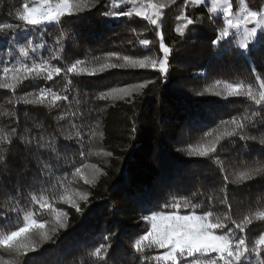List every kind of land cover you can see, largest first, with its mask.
<instances>
[{
    "label": "snow or ice",
    "instance_id": "6c2138e0",
    "mask_svg": "<svg viewBox=\"0 0 264 264\" xmlns=\"http://www.w3.org/2000/svg\"><path fill=\"white\" fill-rule=\"evenodd\" d=\"M176 4L177 0H108L99 12L105 26L121 18L147 22L140 31L130 28L136 41L127 43L148 50L153 41L143 38L144 33L154 31L162 55L108 52L70 59L75 33L69 26L74 21L65 18L79 19L85 13L99 10L101 0H23L10 11L15 22H0V90L11 94L6 97L10 107L0 111V118H7V122L0 123V172L10 173L11 156L18 145H24L38 157L48 154V159L39 160L37 171L26 174L25 166L16 173L15 191L9 193L7 185L3 186L0 264H31L34 258L29 254L37 252L42 244L68 226V213L58 204L83 213L80 202L87 203L89 193L76 185L82 181L84 185L95 186L104 172L96 164L78 163L76 157L99 155L100 152L92 149L86 152L85 148L97 137L103 139L104 132L97 130L99 122L90 123L92 109L80 107L81 86L104 85V90L90 95L84 103L92 100L131 103L137 90L154 81L110 86L105 83L110 76L153 70L167 81L174 45L165 43L163 22L165 9ZM200 7H206L209 22L219 23L211 40L217 56L235 50L237 58L253 65L255 80L249 83L215 79L195 94L207 93L224 100L243 99L249 104L238 115L221 119L215 128L204 132L198 143L186 149L189 157L216 166L222 178L218 192L170 193L162 204L148 201L142 208L147 214L140 217L144 231L130 243L133 264H264V193L239 218L233 212L238 191H250L256 182L264 184V75L254 66V57L264 52V3L250 7L246 0L238 3L183 0L176 17L181 21L176 28L181 38L195 30L190 26L204 22L203 16L186 15L187 9ZM3 8L4 0H0V10ZM50 27L58 33L51 44L45 39ZM58 77L64 81L61 90L55 88ZM28 88L33 91H27ZM21 104L26 106L25 115L32 109L46 110L50 115L56 113L58 134L49 133L42 123L22 126L17 107ZM198 119L193 114L191 122ZM33 128L40 131L33 134ZM131 132H136L134 125ZM256 145L258 157L252 159ZM225 153L235 155L225 157ZM104 155L111 157L112 153ZM217 205L221 211L216 210ZM257 223L261 230L254 234L251 228ZM103 239L104 243L87 252L88 264H116L111 237L105 235Z\"/></svg>",
    "mask_w": 264,
    "mask_h": 264
},
{
    "label": "trees",
    "instance_id": "16d2710c",
    "mask_svg": "<svg viewBox=\"0 0 264 264\" xmlns=\"http://www.w3.org/2000/svg\"><path fill=\"white\" fill-rule=\"evenodd\" d=\"M22 2L23 0H4L0 22H15L10 11L19 7ZM182 2L183 0H177L176 5L165 9L163 35L167 45H174L170 58L172 67L167 81L153 70L110 76L105 82L110 86L154 81L146 88L137 90L131 103L95 100L84 103L90 95L104 90V85L81 86L80 107L92 109L90 123L95 125L99 122L100 128L97 130L103 131L104 137H97L85 148L86 152L92 149L100 152L99 155L92 154L84 159L77 156L76 159L78 163L96 164L104 174L99 176L95 186L84 185L82 181L76 185L89 193L88 202H80L82 214L66 204L57 205L68 213V226L60 229L52 240L42 244L37 252L29 254L34 258L31 264H88L87 252L104 243L105 235L112 239L116 264H133L134 254L130 243L144 231V222L140 217L147 214V210L142 211V208L148 201L162 204L170 193L192 195L197 190L206 194L218 192L222 178L216 166L210 161L189 157L186 149L190 144L198 143L204 132L215 128L221 119L227 120L241 113L249 102L236 98L224 100L207 93L197 96L195 93L203 91L215 79L230 82L245 80L252 83L255 80L252 75L253 65L237 58L235 50L224 52L222 57L217 56L211 40L216 35L219 23L207 20L206 7L186 10V15L195 14L205 19L201 24L190 26L195 30L186 32L185 37L181 38L176 32L181 21L176 17L180 13ZM246 2L250 7H257L264 0ZM107 3L108 0H101L99 10L85 13L79 19L65 18L74 21L69 26L75 33L70 59H84L88 54L99 56L108 52L134 56L152 53L162 55L159 53V38L154 31L144 33L143 38L153 41L148 50L127 43L128 40L134 43L136 41L130 28L135 27L140 31L147 22L139 18H134L133 21L121 18L111 22L110 26H105L99 12L104 10ZM57 34L50 27L45 39L51 44ZM254 66L259 74L264 75V52L254 57ZM57 80L59 82L55 84V88L61 90L64 81L59 77ZM26 90L33 91L32 88ZM10 95L0 90V111L10 107L6 103V97ZM73 106L75 107V102ZM17 107L20 109L18 114L22 126L31 127L33 123H42L49 133L58 134L56 113L50 115L46 110L32 109L25 115L26 106L21 104ZM193 114L199 117L195 122H191ZM4 122H7V118H0V123ZM133 125L136 128L134 134L131 132ZM39 131L33 128V134ZM60 143L64 142L61 140ZM255 149L252 159L258 157L259 146L256 145ZM105 152H111L112 156L104 155ZM68 155L71 156L72 153ZM234 155L235 153L224 154L225 157ZM40 159H48V154L38 157L34 151L25 149L24 145H18L14 149L10 173L0 172V205L4 202L3 186L7 185L9 193L15 191L13 182L16 173L25 166L26 174L37 171ZM262 193L264 184L259 182L254 183L250 191H238L233 204L236 217L239 218L250 206H255ZM216 210L222 209L217 205ZM251 230L258 234L260 224H254Z\"/></svg>",
    "mask_w": 264,
    "mask_h": 264
}]
</instances>
